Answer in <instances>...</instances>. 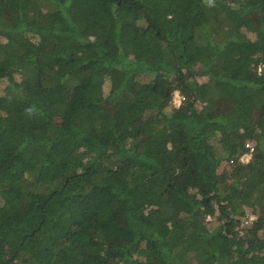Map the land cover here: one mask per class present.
Returning <instances> with one entry per match:
<instances>
[{
    "label": "trees",
    "instance_id": "trees-1",
    "mask_svg": "<svg viewBox=\"0 0 264 264\" xmlns=\"http://www.w3.org/2000/svg\"><path fill=\"white\" fill-rule=\"evenodd\" d=\"M254 11L0 0V264H264Z\"/></svg>",
    "mask_w": 264,
    "mask_h": 264
},
{
    "label": "rangeland",
    "instance_id": "rangeland-1",
    "mask_svg": "<svg viewBox=\"0 0 264 264\" xmlns=\"http://www.w3.org/2000/svg\"><path fill=\"white\" fill-rule=\"evenodd\" d=\"M251 18L254 20L256 24H259L260 21L264 22V12H261L260 14H258L254 11V13H252L251 15ZM108 85H109V82H106V88ZM179 99H180V96L177 95V93H174L173 98H172V103L174 106L178 105Z\"/></svg>",
    "mask_w": 264,
    "mask_h": 264
},
{
    "label": "built area",
    "instance_id": "built-area-1",
    "mask_svg": "<svg viewBox=\"0 0 264 264\" xmlns=\"http://www.w3.org/2000/svg\"><path fill=\"white\" fill-rule=\"evenodd\" d=\"M177 95H179V94L177 93ZM180 99H181V97H180ZM180 99H179V102H180ZM245 146L248 149V151L246 153H244L243 155H241V157H240V161L244 164L249 161V159L251 157V153L253 151V147L251 146V144L248 141L246 142ZM253 219H254L253 215L247 216V222L248 223H250Z\"/></svg>",
    "mask_w": 264,
    "mask_h": 264
}]
</instances>
